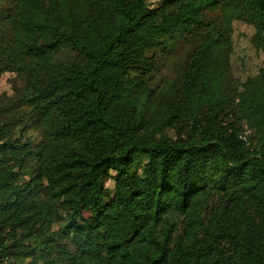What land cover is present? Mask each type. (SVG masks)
Returning <instances> with one entry per match:
<instances>
[{"label":"trees","instance_id":"obj_1","mask_svg":"<svg viewBox=\"0 0 264 264\" xmlns=\"http://www.w3.org/2000/svg\"><path fill=\"white\" fill-rule=\"evenodd\" d=\"M5 74L0 264H264V0H0Z\"/></svg>","mask_w":264,"mask_h":264},{"label":"rangeland","instance_id":"obj_2","mask_svg":"<svg viewBox=\"0 0 264 264\" xmlns=\"http://www.w3.org/2000/svg\"><path fill=\"white\" fill-rule=\"evenodd\" d=\"M253 34V29L244 24L236 23L233 30L234 52L232 55L233 70L240 78H245L249 73H254L260 66L262 57L258 54L250 44V37ZM139 46L135 43L132 37H128L124 43L120 45L114 55L118 58H124L126 65L133 69ZM146 68V67H144ZM11 76L5 74L0 78V95L10 94L11 92ZM126 86L131 90V97L111 98L109 103L118 107L129 110L140 97L142 78L138 73L131 72L130 76L125 81ZM52 94L57 98L64 113L68 117H73L81 105L73 96L63 87L61 83H56L51 87ZM106 193L111 189V183L105 185ZM89 217L88 213L84 214Z\"/></svg>","mask_w":264,"mask_h":264}]
</instances>
